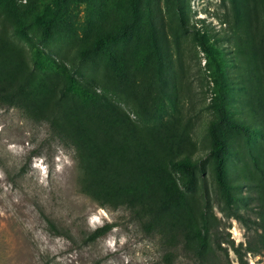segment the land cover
Returning <instances> with one entry per match:
<instances>
[{"label":"rangeland","instance_id":"rangeland-1","mask_svg":"<svg viewBox=\"0 0 264 264\" xmlns=\"http://www.w3.org/2000/svg\"><path fill=\"white\" fill-rule=\"evenodd\" d=\"M42 14L55 16L45 44L34 23ZM98 39L101 48L80 62ZM4 45L15 46L33 70L29 91L74 72L143 129L171 123L181 161L188 155L197 167L189 190L185 171L167 167L187 207L197 218L208 200L221 232L245 246L246 229L216 202L209 130L217 124L225 145L228 193L247 199L264 178V0H0ZM47 128L0 106V264H165L145 218L102 208L81 192L73 153L51 141ZM106 223L114 228L86 241ZM228 258L238 264L230 249ZM245 260L263 262L253 254ZM170 264L191 262L181 253Z\"/></svg>","mask_w":264,"mask_h":264},{"label":"trees","instance_id":"trees-1","mask_svg":"<svg viewBox=\"0 0 264 264\" xmlns=\"http://www.w3.org/2000/svg\"><path fill=\"white\" fill-rule=\"evenodd\" d=\"M54 22L55 16L44 14L34 19L40 31V44L50 39ZM102 43L103 39H98L93 48L83 51L80 62L96 53ZM248 43L246 46L251 50L254 45ZM212 62L221 79L219 63L215 59ZM35 65L41 64L35 61ZM33 78V70L15 46L0 47V106L16 108L26 119L44 123L50 140L71 150L81 172L79 184L84 195L102 208H123L133 217L145 218L146 231L160 238L165 264L181 253L191 264H231L229 249L238 264H248L247 254L261 256L264 264V178H259L254 186L257 190L247 197L252 200L251 207L246 206L247 199L228 193L224 176L225 145L217 132V124L209 130L213 142L209 156L216 163L219 190L215 198L218 205L223 204L226 217L246 229L245 246L242 243L235 246L229 234L221 232L219 224L214 223L217 219L209 213L208 200L197 218L187 207L185 194L167 167L178 166L185 171L186 190L194 180L197 167L190 164L188 155L187 161H181L180 144L174 140L171 123L143 129L105 95L77 80L74 72L61 82L54 81L50 88L43 85L29 91ZM218 108L223 122L225 110L221 105ZM238 205L246 212H241ZM113 228V224L106 223L88 234L86 241L94 242Z\"/></svg>","mask_w":264,"mask_h":264}]
</instances>
